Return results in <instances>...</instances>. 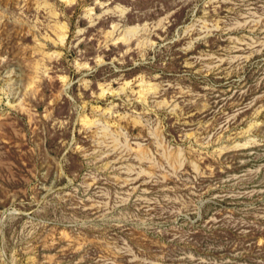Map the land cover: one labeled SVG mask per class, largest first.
Returning a JSON list of instances; mask_svg holds the SVG:
<instances>
[{
  "label": "rangeland",
  "instance_id": "1",
  "mask_svg": "<svg viewBox=\"0 0 264 264\" xmlns=\"http://www.w3.org/2000/svg\"><path fill=\"white\" fill-rule=\"evenodd\" d=\"M0 264H264V0H0Z\"/></svg>",
  "mask_w": 264,
  "mask_h": 264
}]
</instances>
